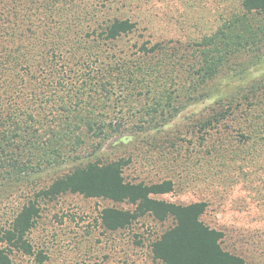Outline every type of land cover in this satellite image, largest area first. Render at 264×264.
I'll return each instance as SVG.
<instances>
[{"label": "trees", "instance_id": "1", "mask_svg": "<svg viewBox=\"0 0 264 264\" xmlns=\"http://www.w3.org/2000/svg\"><path fill=\"white\" fill-rule=\"evenodd\" d=\"M239 7L201 41L145 42L128 54L116 47L136 32L131 18L77 0H0V264H15L13 253L44 264L29 235L42 205L67 194L131 204L132 210H102V226L110 232L147 216L172 219L173 226L151 243L161 264H248L225 250L222 231L202 220L205 202L160 200L174 191L171 180L127 181L130 160L95 152L102 145L96 141L115 131L114 122H125L116 116L123 102L144 98L142 115L175 118L186 105L211 98L209 86L226 74L244 83L224 92L199 120L200 139L207 141L243 110L237 151L264 163V76L246 83L249 67L243 65L264 57V0H241ZM89 145L95 156L81 161Z\"/></svg>", "mask_w": 264, "mask_h": 264}, {"label": "rangeland", "instance_id": "2", "mask_svg": "<svg viewBox=\"0 0 264 264\" xmlns=\"http://www.w3.org/2000/svg\"><path fill=\"white\" fill-rule=\"evenodd\" d=\"M240 1L77 0V4L97 10L107 8L137 22L136 32L116 47L129 54L145 42L150 46L158 42L187 46L201 41L239 10ZM243 65L249 67L246 83L264 76V57L254 60L252 66ZM237 78L221 75L209 86L215 93L211 98L184 105L175 118L159 113L154 118L142 115L141 108L147 102L144 98L123 102L116 108V116L125 122H114L115 131L96 141L102 144L98 151L89 145L90 149L80 156L81 161L83 157L93 158L95 151L105 159L130 160L124 172L130 182L171 180L174 191L156 198L183 205L205 202L208 207L202 220L224 233L225 250L242 256L248 264H264V163L250 161L248 155L237 151L240 117L246 114L238 110L235 118L213 130L204 143L196 127L217 107L224 92L243 82ZM108 207L134 208L128 203L74 194L42 205L41 217L29 238L36 252L45 257L44 264H161L151 253V243L173 226V220L159 222L147 216L128 229L110 232L101 223V212ZM3 208L0 206V213ZM12 258L15 264H37L34 257L21 253H13Z\"/></svg>", "mask_w": 264, "mask_h": 264}]
</instances>
